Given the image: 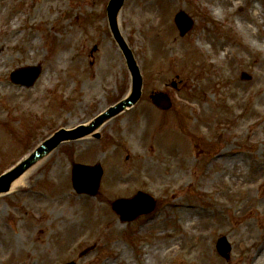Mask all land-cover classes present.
Returning a JSON list of instances; mask_svg holds the SVG:
<instances>
[{
	"label": "rangeland",
	"instance_id": "rangeland-1",
	"mask_svg": "<svg viewBox=\"0 0 264 264\" xmlns=\"http://www.w3.org/2000/svg\"><path fill=\"white\" fill-rule=\"evenodd\" d=\"M108 2L50 0L45 15L34 19L44 0H0V175L71 121L90 120L101 104L109 107L127 95L131 77L109 26ZM148 2L152 11L137 20L136 9ZM255 4L244 0L245 12ZM258 6L263 15L253 30L260 46L237 28L244 13L220 0H126L119 29L142 70V99L109 121L100 139L60 145L33 167L27 188L0 196V232L9 230L20 242L7 264L45 262L36 251L40 242L47 252L57 249L52 264H102L107 257L114 264H252L264 242V64H258L264 58V0ZM182 10L195 22L184 37L174 22ZM152 12L160 13L157 21ZM12 33L16 39L5 43ZM35 40L39 53L25 57V46ZM221 43L229 52L223 58ZM66 52L63 66L54 67ZM29 65L42 66L33 87L11 82L13 69ZM48 74L50 83L41 86ZM156 92L170 95V110L152 104L149 96ZM145 161L152 163L146 170ZM73 163L102 164L95 197L73 189ZM137 190L155 197V213L124 223L112 203ZM61 194L68 196L63 210L56 206ZM45 196L48 202L38 208L34 198ZM77 202L78 210L72 206ZM65 212L70 222L76 213L90 216L77 242L55 227ZM32 225L37 228L30 232ZM172 235L179 245L173 253H150ZM223 236L233 248L228 260L216 247ZM0 243L6 247L1 233Z\"/></svg>",
	"mask_w": 264,
	"mask_h": 264
},
{
	"label": "water",
	"instance_id": "water-1",
	"mask_svg": "<svg viewBox=\"0 0 264 264\" xmlns=\"http://www.w3.org/2000/svg\"><path fill=\"white\" fill-rule=\"evenodd\" d=\"M125 0H111L108 5V18L112 32L126 58L128 68L132 75V86L130 96L111 107L108 111L97 117L87 126H80L75 130L62 129L53 137L44 142L32 155L17 167L0 177V193H6L10 190L13 182L18 179L24 172L34 166L44 157L48 156L62 142L76 140L88 135L100 137L95 133L105 122L120 114L122 111L133 107L138 103L142 96L143 78L140 68L135 60L132 50L121 36L118 28V15L124 5ZM176 23L184 35L193 26L192 20L184 12L176 16ZM41 67H29L15 71L12 74V80L16 83L25 84L28 87L33 86L39 75ZM250 79V77H248ZM154 104L160 109L168 110L171 107V102L168 96L164 93H156L151 96ZM103 170L100 166L88 167L83 165H75L73 168V184L79 193H89L96 195L102 178ZM154 199L145 193H138L132 199H120L114 202L113 208L118 212L123 221H133L141 214H147L155 209ZM219 253L228 258L231 252V246L226 238L220 239L217 245ZM74 264V263H70Z\"/></svg>",
	"mask_w": 264,
	"mask_h": 264
},
{
	"label": "bare ground",
	"instance_id": "bare-ground-1",
	"mask_svg": "<svg viewBox=\"0 0 264 264\" xmlns=\"http://www.w3.org/2000/svg\"><path fill=\"white\" fill-rule=\"evenodd\" d=\"M7 1V0H5ZM50 1V0H44V3L42 6H39L36 8V10L34 11L33 13V18L34 19H37L43 15H45V8H46V4L47 2ZM221 2V5L223 4V6H226L228 7L231 11H237L238 13H244L242 16H239L237 17L236 19V25H237V28L239 29V31L242 33V35H244L246 38H249L251 40V42L257 46H260L261 45V42L259 41V38L257 37V32L254 31V27L257 26L256 24V20L257 19H260V16H262V7L259 8V2L260 0H258V5H254L251 9H249L247 12H245V9L243 8L244 7V0H220ZM150 6V7H146V6ZM261 5V4H260ZM145 6V9H140V11L138 12L137 9H136V18L138 20V18L140 20H144V16H143V13H146V10H150L152 11V7L153 6V3H150L148 2L147 5ZM214 11H218V12H221V9L220 8H217V10L214 9ZM143 12V13H142ZM154 14H150L153 19H155V21H157L158 16H159V12L158 13H155V12H152ZM0 14H1V6H0ZM122 14V13H121ZM135 14V12H134ZM122 16V15H121ZM121 19V17H120ZM119 19V20H120ZM16 23H17V20H14L12 22V26L14 28H16ZM16 39V36H14V34L12 33L10 35V37H8L6 40H5V43H8V41H12ZM220 47V50H222V55L221 57L223 58L226 54L228 55L229 52H228V47H227V44L226 43H221L219 45ZM178 49L182 50V46H178L177 47ZM264 49V48H263ZM24 51H25V57L27 58H31V56H33V53H39L40 49L38 48V41L35 40L33 41L31 44L29 45H26L25 48H24ZM109 51L105 49V54H107ZM68 53H62V54H59L58 58L54 61V67H57V68H60L63 66V63L66 62V59L68 58ZM111 54L109 55V58L108 59H112L111 57ZM264 64V58L259 60L258 61V64ZM53 70V69H52ZM109 70V68H108ZM102 71V70H101ZM111 76V74L109 75ZM50 78H49V74L45 80V82L41 85V86H47L49 83H50ZM7 87H3L2 90H6ZM20 93H17V94H10L9 97L8 95H6L8 98H17L19 97ZM100 109H99V113L104 111L107 107V104H101L100 106ZM89 119L87 121H84L83 123H86L88 122ZM78 121H71L67 126L66 128H72V127H75L76 124ZM146 124V121L145 119H143L141 122H140V126H142L144 128ZM108 124H106L103 128H105ZM254 135V134H253ZM82 141V140H81ZM81 141H77V143H80ZM226 152L230 153L231 150H226ZM226 152L225 153H222V154H219L218 157H220L221 160H224L227 158V155H226ZM232 156L229 155L228 158H231ZM146 162V161H145ZM233 163V162H232ZM152 164V163H150ZM149 162H146V168L145 170L148 168V166H150ZM156 171L157 170H160L158 167L155 166L154 168ZM240 172L242 173V169L240 170ZM34 175V171L31 169L29 171H27L25 174H23L20 178H18L13 184H12V188L10 190V193H16V191H21L25 188H27V185H26V182L28 183V180H30L31 177H33ZM67 197L65 194H61L56 200V206L60 209H64V203L65 201L67 200ZM45 202H48V197L45 196V197H42V198H39V197H35L34 198V201L33 203L38 207L40 208L41 206H43V203ZM74 209L78 210L80 208V205L79 203L77 202L76 204H73L72 205ZM72 209H69V211L73 210ZM46 216V215H45ZM61 217L60 221L56 223V229L59 233H65V235H67L69 237V240L72 241V242H77V240H79L82 236H83V232L85 231V229L89 226L88 222L90 221V216L89 215H82L80 213H76L75 216L72 218L73 222H70V218H68L67 216V212H65L64 214H62V216H59ZM71 217V216H70ZM76 218L78 220V222H76ZM56 219V218H55ZM70 220V221H69ZM248 227H249V230H253V226L248 224ZM37 227L36 226H30L29 227V231L31 232L33 229H36ZM1 236H2V242L3 246H6V247H2L0 248V264H7L6 263V257H8V255L10 253H13L14 251V248L15 247H19V244L20 242L18 240H14L13 239V236L11 234V232L9 230H1ZM62 234V235H63ZM23 243V241H21ZM177 243V239L172 235L171 236V239L170 241L164 245L162 247V249L160 251L156 250V249H153V251L150 253H152V255H161V257L163 255H169L171 253H173L175 251L176 248H178V244ZM264 243V242H263ZM261 243L255 250V254H259V256H257V258H254L253 261H252V264H263L264 262V244ZM2 245V243H0V246ZM47 245L44 244V242H40L38 244V246L36 247V251H39L41 252V254L43 255V257H45V262L41 263V262H37L36 264H52L53 263V260H55L57 258V252L54 248L53 251H49L47 252V248H46ZM49 247V246H47ZM262 253V254H260ZM123 254H127L123 251ZM110 257H107L106 260L102 263V264H114V262L112 260H108ZM10 259V258H9ZM256 259V260H255ZM7 261H9L7 259Z\"/></svg>",
	"mask_w": 264,
	"mask_h": 264
}]
</instances>
